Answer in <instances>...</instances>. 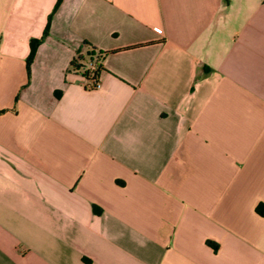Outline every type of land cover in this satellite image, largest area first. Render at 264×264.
Segmentation results:
<instances>
[{
	"label": "crops",
	"instance_id": "obj_1",
	"mask_svg": "<svg viewBox=\"0 0 264 264\" xmlns=\"http://www.w3.org/2000/svg\"><path fill=\"white\" fill-rule=\"evenodd\" d=\"M258 206L264 0H0V264H264Z\"/></svg>",
	"mask_w": 264,
	"mask_h": 264
},
{
	"label": "trees",
	"instance_id": "obj_2",
	"mask_svg": "<svg viewBox=\"0 0 264 264\" xmlns=\"http://www.w3.org/2000/svg\"><path fill=\"white\" fill-rule=\"evenodd\" d=\"M102 58L103 53L96 51L93 47H91L88 51H86L85 54L78 56V58L71 63L70 68L81 74L86 79V81H88L91 86H93L95 81H98V75L102 68ZM91 62H93L97 68L92 73V76H88L87 68H89L88 66ZM261 209L262 206H258L256 212H258V214H263L264 211Z\"/></svg>",
	"mask_w": 264,
	"mask_h": 264
},
{
	"label": "built area",
	"instance_id": "obj_3",
	"mask_svg": "<svg viewBox=\"0 0 264 264\" xmlns=\"http://www.w3.org/2000/svg\"><path fill=\"white\" fill-rule=\"evenodd\" d=\"M157 32L158 33H161L162 31H161V29H158ZM88 67H89V68H87V70H88V76H92V73L95 71V69L97 67H96V65L93 62H91ZM99 85H100V83L98 81H95V83L92 86V88L93 89H97V88H99Z\"/></svg>",
	"mask_w": 264,
	"mask_h": 264
}]
</instances>
